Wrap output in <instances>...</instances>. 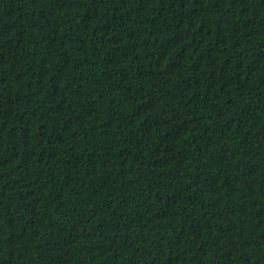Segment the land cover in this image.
<instances>
[{"label":"trees","instance_id":"16d2710c","mask_svg":"<svg viewBox=\"0 0 264 264\" xmlns=\"http://www.w3.org/2000/svg\"><path fill=\"white\" fill-rule=\"evenodd\" d=\"M0 264H264V0H0Z\"/></svg>","mask_w":264,"mask_h":264}]
</instances>
